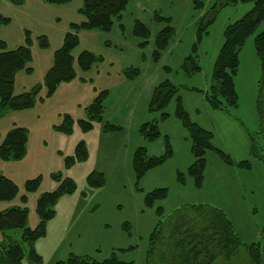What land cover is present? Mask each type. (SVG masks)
<instances>
[{
    "label": "rangeland",
    "instance_id": "obj_1",
    "mask_svg": "<svg viewBox=\"0 0 264 264\" xmlns=\"http://www.w3.org/2000/svg\"><path fill=\"white\" fill-rule=\"evenodd\" d=\"M219 2L128 0L120 21L114 19L110 28L103 30L72 27L84 20L80 12L83 0H0V15L8 18L0 22V41H4L6 49L27 44L31 55L27 64L30 69H19L14 75L13 94L39 87L31 107L0 109V144L13 126L26 129L25 154L18 159L0 156V177L11 179L17 187L12 198L0 200V212L24 207L25 227L35 228L41 220L36 211L40 196L57 190L67 179L74 184L72 191L56 198L44 235L32 243L41 260L29 261L30 246L22 242L23 264H57L70 254L101 260L113 251L133 264H164L162 253L173 244L169 237L170 217L193 204L220 209L241 240L233 257L226 260L218 256L212 264H255L246 251L252 242H259L260 264H264V160L251 155L255 141L264 157V136L256 108L261 69L253 42L264 22L239 50L233 76L237 105L213 108L205 92L213 82V63L223 43L224 29L252 7L251 2L236 0L223 4L214 14L213 7ZM158 13L171 18L175 34L155 59L154 39L167 23L155 17ZM208 13L214 14L213 20L198 38V27L202 19L208 20ZM136 21L150 32L146 45L142 46L144 38L135 34ZM68 32H74L78 40L71 50L74 76L48 94L44 79ZM194 42L201 68L187 75L183 62ZM83 50L91 51L97 58L85 70L77 61ZM165 79L181 85L177 95L190 121L209 130L212 144L232 161L247 160L250 168L227 163L216 151L207 150L202 184L195 185L188 174L194 158L192 140L188 128L176 115V95L162 110L149 108L154 88ZM99 95L103 98L101 119L92 120V127L84 130L79 121L89 118L86 107ZM146 122L157 125L159 134L154 139L140 134V127ZM79 143L83 144V157L76 156ZM139 148L149 155L167 157L137 177L132 161ZM91 172L103 173L100 186L88 183ZM178 174L183 182L178 180ZM34 178L38 179V186L29 191L26 181ZM159 187L166 188V196L157 199L152 207L145 206L146 193ZM158 206L163 208L162 216L156 213ZM188 209L193 213V207ZM161 219V235L149 243L150 233ZM21 232L22 228L0 229V243L9 238L20 239Z\"/></svg>",
    "mask_w": 264,
    "mask_h": 264
},
{
    "label": "trees",
    "instance_id": "obj_2",
    "mask_svg": "<svg viewBox=\"0 0 264 264\" xmlns=\"http://www.w3.org/2000/svg\"><path fill=\"white\" fill-rule=\"evenodd\" d=\"M15 3H21L23 0H11ZM49 2L65 3L69 0H46ZM128 0H83L80 12L84 15L81 24H72L73 28H100L108 30L114 19L120 21L122 11ZM236 0H229L216 3L213 7L216 9L225 3H232ZM251 2L252 7L245 12L239 19L228 24L223 32V43L218 51L212 68V80L209 90L205 92V98L213 108L221 109L225 104L237 105L238 96L235 91L233 76L236 73L239 63V50L246 38L253 33L257 26L264 22V0H242ZM213 14V15H214ZM213 15H206L207 19H202L198 27V38L206 32L207 27ZM159 21L167 22L157 33L154 39L155 59H158L161 50L165 49L172 40L175 29L170 24L171 18H163L159 13L155 15ZM163 18V19H162ZM7 17L0 15V22L7 21ZM135 34L143 37L142 46L147 44L146 38L150 32L140 22L135 23ZM254 47L260 61L261 75L258 80V91L256 98V108L261 121V129L264 136V28L254 36ZM78 43L77 35L74 32H68L65 35L64 42L54 53V61L51 68L47 71L44 83L48 94H51L56 86L62 82L70 80L74 76L72 67L73 56L72 48ZM43 45H46L44 42ZM197 43L194 42L191 52L186 56L183 62V69L187 75H193L200 70L197 58ZM30 49L27 44L20 45L15 49H6L4 41H0V109H24L31 107L39 92V87L35 86L31 90L19 94H13L14 75L17 70L30 67ZM97 58L89 50H83L78 54L77 61L81 69H88ZM181 86V85H180ZM180 86L172 81L165 79L161 81L153 90L150 100V110H162L173 96L177 97L176 115L188 128L191 136V152L193 161L188 167V174L194 179L196 186L200 187L203 180L204 169L206 165L205 153L207 150H214L223 159L230 164H237L242 168H250L247 160L234 162L221 150L216 148L212 142V133L200 125L191 122L188 113L181 104L180 96L177 95ZM198 89V88H197ZM196 89V90H197ZM199 90V89H198ZM105 93H103L104 95ZM102 95L93 99L86 107L89 118L81 119L80 126L84 130L92 127V120H100L102 113ZM66 130L69 131L70 118H66ZM116 126H113L115 128ZM140 134L147 139H154L158 136L159 130L155 122H146L140 127ZM26 129L22 126H13L5 135L0 144V156L4 159H18L25 154ZM83 144L79 143L76 148V156L83 157ZM251 155L258 159H263L253 141L251 145ZM164 155H149L144 148L136 150L133 156V168L136 176L140 177L148 169L161 164ZM71 160H67L68 162ZM104 177L102 172H91L88 175V183L92 186H100ZM178 180L183 182V177L178 174ZM38 179H28L26 189L31 191L37 188ZM74 188L73 181L67 179L60 188L52 192H44L37 201L36 211L40 216V223L35 228L25 227L27 211L24 207L15 206L0 212V229L22 228L20 239L9 238L5 243H0V264H23L24 251L22 242L30 246L28 257L31 262H39L41 257L32 247V243L44 235L46 220L53 217L54 210L51 209L56 198L65 192H70ZM17 191L15 183L4 176L0 177V200L12 198ZM165 187L155 188L146 193L144 205L152 207L157 199L166 196ZM193 207V213H190L189 207ZM183 211L174 213L170 217L169 234L172 238V245L168 252H163L162 261L164 264H212L218 257L222 256L229 260L233 257L241 246V240L233 229L231 220L218 208L210 207L204 204H193ZM163 208L158 206L156 213L163 215ZM170 216V215H169ZM158 220L149 236V243L155 241L157 234L161 235L162 222ZM162 237V236H161ZM149 247V246H148ZM133 248L128 247L129 250ZM148 250V249H147ZM246 251L255 264L261 263L262 253L259 242H252L247 245ZM164 254L169 255L165 257ZM57 264H133V261L120 259L116 252L101 260L88 255L70 254L65 259L57 261Z\"/></svg>",
    "mask_w": 264,
    "mask_h": 264
}]
</instances>
